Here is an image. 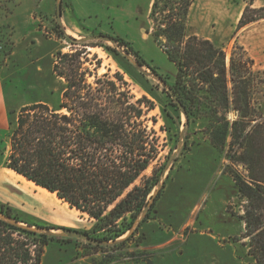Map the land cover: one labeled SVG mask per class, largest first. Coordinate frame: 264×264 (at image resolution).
Listing matches in <instances>:
<instances>
[{"label": "rangeland", "instance_id": "1", "mask_svg": "<svg viewBox=\"0 0 264 264\" xmlns=\"http://www.w3.org/2000/svg\"><path fill=\"white\" fill-rule=\"evenodd\" d=\"M14 1L0 0V21L8 15ZM263 7L264 0H194L187 18L188 31L222 47L227 63L231 53L239 49L251 60L250 105L256 115L252 124L264 120V17L241 27L237 24L244 11L247 18L263 12L258 10ZM131 19L132 25L124 24V20L103 24L101 32L67 33L69 29L57 25L50 29L40 27L41 31L31 32L16 44L8 37L1 38L0 65L8 128L0 129V203L12 206L29 222L52 226L48 232L59 238L73 239L70 243H49L41 264H255L248 254V238L242 237L244 224L239 215L245 201L230 175L231 168L242 176L247 170L242 164L232 166L225 156L226 146L217 150L198 126L186 130L182 110L177 123L165 120L162 107L168 89L159 75L172 84L175 66L153 41L151 19L143 13ZM4 24L5 35L12 34ZM94 35L114 39H83ZM119 39L127 41L146 64L137 66L136 56ZM58 51L79 53L73 57L79 66L78 73L92 86L104 88L109 96L119 99L118 107L131 124L135 119L129 104L144 97L153 104L152 109L144 107L141 120L157 138L158 154L135 183L140 184L142 177L156 173L159 180L133 228L115 240L97 239L100 233L91 232L94 220L55 193L42 194L35 184L31 193L25 192L18 186L19 177L5 165L9 117L14 116L9 111L37 101L52 107L59 103L64 80L53 72L55 60L59 70L62 68L56 57ZM228 117L235 119L237 113L231 111ZM159 190L160 194L153 199ZM56 207L75 213V220L57 214ZM148 210V217L140 224ZM137 227L125 244L115 246ZM67 231L85 234L97 242L72 237Z\"/></svg>", "mask_w": 264, "mask_h": 264}, {"label": "trees", "instance_id": "2", "mask_svg": "<svg viewBox=\"0 0 264 264\" xmlns=\"http://www.w3.org/2000/svg\"><path fill=\"white\" fill-rule=\"evenodd\" d=\"M193 1L153 0L148 15L153 41L176 69L170 85L159 75L168 89L162 112L167 122L177 123L179 103L186 130L198 126L217 150L226 146L225 156L232 166L245 167V176L230 170L245 201L239 215L244 224L242 237L248 238V254L255 264H264V120L251 123L256 119L249 92L252 62L239 49L227 63L222 47L188 31ZM245 16L244 11L237 27L264 17V11ZM119 43L127 45L139 64H146L127 41L119 39ZM78 54L57 52L62 68L55 60L53 72L64 82L56 106L37 101L9 111L14 116L9 117L5 165L86 213L94 220L91 232L100 233L97 239L115 240L133 228L159 180L156 173L135 183L158 154L157 138L141 120L144 107L152 109L153 104L145 97L129 104L135 119L131 124L118 107L119 99L78 73L73 61ZM231 111L237 113L232 120ZM159 194L160 190L153 199ZM148 215L149 210L139 223ZM51 228L29 222L10 205L0 203V264H41L49 243L73 240L38 230ZM137 229L115 246L125 244Z\"/></svg>", "mask_w": 264, "mask_h": 264}, {"label": "crops", "instance_id": "3", "mask_svg": "<svg viewBox=\"0 0 264 264\" xmlns=\"http://www.w3.org/2000/svg\"><path fill=\"white\" fill-rule=\"evenodd\" d=\"M152 2L153 0H15L8 15L0 21V40L8 37L12 44H16L19 40L27 39L31 32L41 31L40 27L50 29L57 25L78 32H101L103 24L122 23L123 20L124 24L132 25V16L143 13L148 17ZM58 8L60 17L57 15ZM3 23L12 30V34L5 35ZM28 104L31 103L25 105ZM7 128V98L0 65V129ZM7 169L19 175L10 168Z\"/></svg>", "mask_w": 264, "mask_h": 264}, {"label": "bare ground", "instance_id": "4", "mask_svg": "<svg viewBox=\"0 0 264 264\" xmlns=\"http://www.w3.org/2000/svg\"><path fill=\"white\" fill-rule=\"evenodd\" d=\"M67 33H70V30H67ZM16 176H18L19 178L17 179V181L18 180H20V185H18L21 189H23L25 192H27V193H31V191H32V188L34 187V183L32 182V181H30V180H26V179H24V177L23 176H21V175H16ZM40 192L42 193V194H47V193H50L47 189H45V188H40ZM53 194V193H52ZM56 210V213L57 214H59L60 216H62V217H69V218H71V219H74L75 220V213H73V212H69V211H67L66 209H64V208H60V207H56L55 208Z\"/></svg>", "mask_w": 264, "mask_h": 264}, {"label": "water", "instance_id": "5", "mask_svg": "<svg viewBox=\"0 0 264 264\" xmlns=\"http://www.w3.org/2000/svg\"><path fill=\"white\" fill-rule=\"evenodd\" d=\"M57 15H58V17H60L59 8H58ZM83 39H84V40H88V39H109V40H112V41H113L112 38H110V37H108V36H105V35H94V36H88V37L83 38ZM137 63H138V62H137ZM137 63H136V65L139 66V63H138V64H137ZM173 98H175V97L173 96ZM175 101L178 103V101H177L176 99H175ZM178 106H179L180 109L183 111V107H182L179 103H178ZM183 114H185L184 111H183ZM34 229H37V228H34ZM38 230H40V231H48V230H46V229H38ZM67 232H68V234H69L70 236L75 237V238L83 239V240H85L86 242H93V243L97 242L96 240L91 239L90 237H88V236L85 235V234H81V233L76 232V231H67ZM49 233H50V234H53V233H51V232H49Z\"/></svg>", "mask_w": 264, "mask_h": 264}]
</instances>
